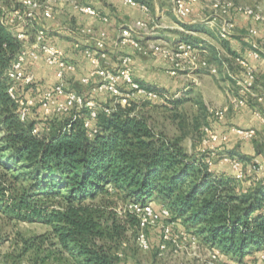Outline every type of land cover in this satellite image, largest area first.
<instances>
[{
	"label": "trees",
	"instance_id": "obj_1",
	"mask_svg": "<svg viewBox=\"0 0 264 264\" xmlns=\"http://www.w3.org/2000/svg\"><path fill=\"white\" fill-rule=\"evenodd\" d=\"M2 1L0 210L50 225L57 242L79 264H120L113 244L122 239L128 222L135 227L138 220L128 212L126 219L117 217L94 203L98 195L110 193V184L130 200L146 204L157 199L167 205L172 219L221 252L240 260L253 253L259 260L264 250V183L243 192L242 186L251 184L248 179L235 180L228 165L217 164L210 171L204 156L192 157L179 141L156 132L136 112L137 103L100 112L94 122L99 130L92 137L79 115L37 113L41 136L32 132L35 119H19L6 76L21 46L7 23L18 3Z\"/></svg>",
	"mask_w": 264,
	"mask_h": 264
},
{
	"label": "built area",
	"instance_id": "obj_2",
	"mask_svg": "<svg viewBox=\"0 0 264 264\" xmlns=\"http://www.w3.org/2000/svg\"><path fill=\"white\" fill-rule=\"evenodd\" d=\"M205 1L215 15L229 16L232 12L238 13L264 25V15L258 8L238 5L226 0ZM16 2L18 4L9 11L7 23L15 37L21 42V46L7 68L6 76L10 81L8 94L17 103V114L21 121L29 122L36 109L43 116L72 114L75 117L79 115L82 117L83 126L88 129V135L92 137L99 130V126L94 124L98 114L100 112L110 114L115 104L129 106L132 103H153L168 98V93L148 87L134 77L133 58L130 54H121L113 67L104 64L103 60L109 53L107 33L101 29L97 35H94V29L88 26L79 27L76 30L80 36H88L92 39V44L82 49L84 56L92 64L90 72L80 78V82L87 87V93L69 88L66 81L70 74L76 72L77 65L65 56L63 49L49 40L46 28L37 26V24L42 18L53 17L54 5L58 2L71 3L74 9L97 16L104 22L108 21V17L90 5L80 4L73 0H16ZM124 2L130 5H139L143 10L148 11V6L138 0H124ZM198 2L199 0H173L176 17L180 21H184L194 13L195 5ZM234 27L235 22L232 19H225L219 29L220 37L223 39L230 37ZM146 29L147 22L143 20H136L134 23L120 28L114 42L115 46L123 48L129 45L144 55L165 60L169 65L167 72L170 75L192 74L203 70L214 74L218 73V67L210 61L200 43H194L187 39L144 43L140 38V31ZM248 34L254 37L251 42L250 54L254 58L264 60L260 42L255 38L259 34V28L248 27ZM39 60L55 67L57 78L55 83L45 87L37 85L32 65ZM233 61L237 66V72L233 76L234 88L229 94V100L221 107L209 108V112L215 121L221 122L229 112L249 106L264 123V93L257 90V68L242 55H234ZM100 95L111 97L114 104L110 106L101 103L98 99ZM203 130L204 162L210 171L217 164L228 165L237 181H243L248 172L250 175L248 181L251 184L242 186L243 192H247L250 185L264 183V154L250 157L249 162H246V159L226 150L231 132L245 139H253L258 134L255 128L230 125L227 130L218 132L211 126L205 125ZM42 131L39 124H34L32 127V132L38 136H41ZM127 212L137 217V224L140 228L150 222H163L164 237L166 238L171 233L172 225L181 222L172 219V211L165 204L155 207L152 203L143 204L140 201L131 200L128 203ZM179 237L192 243L201 239L192 228L186 226L180 231ZM138 241L141 248H148V242L143 232H139ZM210 248L211 257L217 259L221 253L220 248L215 245ZM117 255L119 256V254ZM258 257L264 263V250L259 252ZM220 264H228V262L224 261ZM236 264L249 263L237 260Z\"/></svg>",
	"mask_w": 264,
	"mask_h": 264
},
{
	"label": "rangeland",
	"instance_id": "obj_3",
	"mask_svg": "<svg viewBox=\"0 0 264 264\" xmlns=\"http://www.w3.org/2000/svg\"><path fill=\"white\" fill-rule=\"evenodd\" d=\"M14 1L16 2V0ZM226 1L258 8L264 15V0ZM199 2L203 17H206L202 22L204 23L212 19L213 24L208 26V29L215 31L218 37H220L219 29L222 22L228 18L235 22L233 32L239 36L247 37L249 25L237 23V17L240 14L232 12L229 16H218L213 14V11L205 0H199ZM1 4L3 5L2 0H0ZM192 15H189L187 18ZM202 32L201 30H190L186 31L185 35L199 39L202 37ZM255 38L259 41L258 36ZM190 41L194 42V40ZM223 59L230 62L229 57H224ZM231 66L232 71L230 70L229 81L223 78V72L214 74L208 70H203L199 72L200 75L197 77V80L192 79V81L191 78H188L190 80L184 81V86L177 90L175 94H169L166 100L153 103H137L136 112L144 115L156 132H162L167 137L179 141L190 156L203 157L205 154L203 127L209 125L214 128L215 123L214 118L209 112V108L225 105L229 100L231 90L234 88L233 76L237 72V66L233 60ZM39 83V87H42L43 81ZM226 90L228 91V97L225 103H218L219 98H225ZM80 92L87 93L86 87ZM98 99L101 103L110 106L114 104L113 99L107 95H100ZM174 99H180V103H172ZM37 113L39 115L41 112L36 109L31 115V119H35L37 121L36 124H39L41 118ZM261 141L264 145V137ZM237 146L241 147L243 145L242 143H238ZM260 148L261 153L264 154V146ZM226 150L232 152L231 149L226 148ZM233 152L242 159H246V162H249L250 158L246 156V152L242 153L239 150H234ZM249 177L250 175L247 172L246 179H249ZM107 186L110 193L98 195L94 203L103 204L102 206L106 211H114L117 217L126 219L128 203L131 201L130 198L125 197L123 192L111 187L110 184ZM162 223L150 222L143 228H140L138 224L133 227L128 222L122 239L113 244V252L119 254L120 264H220L224 261L232 264L228 259H233V261L239 260L237 257L232 258L233 256H222L224 255L223 252L219 253L220 255L217 259L212 258L209 253L211 245L204 244L202 239L195 243L182 240L179 237L180 231L185 227L182 222L173 224L170 230L171 233L166 238L164 237ZM139 232L145 234L148 242V248L146 249L141 248L139 245ZM40 235H44L45 237L42 240L36 239ZM31 242H34L33 246H30ZM250 254L247 253L246 255ZM248 260L250 262H247ZM246 262L249 264H264L257 260L256 254L248 257ZM0 264H79V262L67 249L57 242L50 225L35 218L19 220L8 211L0 210Z\"/></svg>",
	"mask_w": 264,
	"mask_h": 264
},
{
	"label": "crops",
	"instance_id": "obj_4",
	"mask_svg": "<svg viewBox=\"0 0 264 264\" xmlns=\"http://www.w3.org/2000/svg\"><path fill=\"white\" fill-rule=\"evenodd\" d=\"M73 1L92 6L102 15H106L108 21L104 22L97 16L82 13L74 9L71 3L58 2L54 5L53 17L42 18L37 24V26L46 28L49 40L63 49L65 56L77 65L76 72L70 74L66 81L69 88L82 91L86 86L80 82V78L87 75L92 69V64L82 52L83 47L92 44V39L88 36H80L76 31L79 27L87 26L94 29V35H97L101 29H104L107 33L106 40L109 53L107 58L103 60L104 64L113 67L116 65L121 54H130L133 58L132 70L134 77L148 87L162 90L168 94H175L177 90L184 86V81L190 80L188 78L197 80L200 71L196 74L178 73L176 75H170L167 72L169 65L165 60L144 55L129 45L123 48H117L115 46L114 42L120 28L130 25L136 20H143L147 22V29L140 31V38L144 43L158 40L175 41L178 39L194 40V42L199 41L197 43L202 44L205 54L218 67V73L223 72L222 76L226 81L230 80L228 77L231 75L230 70L232 69L233 54L246 57L257 68V90L264 93V60L254 58L250 54L251 42L254 40V37L249 34L247 37L239 36L234 32L230 37L225 39L218 37L215 31L208 29V26L213 24L212 19L204 23L202 22L206 17H203L200 2L196 3L195 11L191 17L180 21L174 13L173 0H138L148 6V11L143 10L139 5L125 3L124 0ZM237 23L243 25L246 23L249 25L248 27L255 26L259 28L258 39L261 45V52L264 55V25L242 14L238 15ZM190 30L203 31L202 37L196 39L185 35L186 31ZM224 57H229L230 62L225 61L223 59ZM32 67L36 74L38 86L40 81H43V84H41L42 87L56 82L55 67L47 65L41 60L34 62ZM225 94V98L223 96V98H219L218 103H225L228 97L227 90ZM230 125H237L241 128L252 127L258 131L257 136L253 139H245L231 132L227 148L231 149L232 153H234V150L242 151V153L246 152L248 158L262 154L260 147L264 146L261 141L264 137V123L253 113L251 107L243 106L236 111L229 112L223 121H215L214 129L218 132H223ZM238 143H242L243 146H237ZM217 167L220 166L217 165ZM151 203L155 207L160 205V201L157 200H153ZM223 254L222 256L232 257V255ZM252 254L246 255L242 261H246ZM228 260L232 264H236V260ZM247 262L250 261L248 260Z\"/></svg>",
	"mask_w": 264,
	"mask_h": 264
}]
</instances>
